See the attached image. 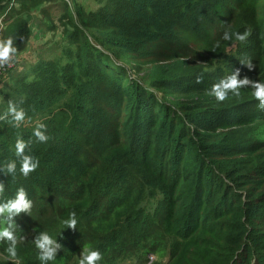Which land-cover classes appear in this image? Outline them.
I'll return each mask as SVG.
<instances>
[{
	"label": "trees",
	"instance_id": "16d2710c",
	"mask_svg": "<svg viewBox=\"0 0 264 264\" xmlns=\"http://www.w3.org/2000/svg\"><path fill=\"white\" fill-rule=\"evenodd\" d=\"M55 0H18L3 39L22 54L28 16ZM57 1V0H56ZM95 10L63 0L62 43L52 58L14 68L0 100V201L23 187L31 211L14 217L12 260L41 264L34 238L62 245L47 264H78L96 249L98 264H264V110L253 89L218 102L213 84L240 70L264 82V0H94ZM7 0H0V14ZM248 31L244 43L225 30ZM54 52V51H53ZM250 59L249 70L241 60ZM133 73L136 78L131 77ZM202 82L197 83V78ZM25 111L19 127L8 101ZM37 123L49 140L37 141ZM18 138L39 160L27 177L15 156ZM76 213V229L65 221ZM7 224L0 218V228Z\"/></svg>",
	"mask_w": 264,
	"mask_h": 264
},
{
	"label": "clouds",
	"instance_id": "9594fccd",
	"mask_svg": "<svg viewBox=\"0 0 264 264\" xmlns=\"http://www.w3.org/2000/svg\"><path fill=\"white\" fill-rule=\"evenodd\" d=\"M250 33L246 30L243 33L233 32L230 29L225 30L222 39L224 41H232L235 39L238 42L244 43L247 41ZM17 48L14 47V41L11 37L7 39H0V68L9 65L13 60ZM242 65H245L249 70L254 68V65L250 59L241 60ZM202 82V77L197 78V83ZM250 87L253 89V96L259 102V108L264 110V82H256L250 80L248 77L240 78V70L236 69L231 74L221 78L219 82L212 85L210 95H213L218 102H224L228 99L229 93L239 96L240 89ZM7 116L11 117V122L15 127H19L25 120V111L23 108H18L14 101H8ZM4 117H0L3 119ZM47 128L43 123H37L33 135L37 141L46 143L49 140V136L46 134ZM31 141H25L23 138H18L15 142V156L19 160V171L25 177L31 172L35 171L39 166V160L32 155L26 154V149L29 147ZM17 170V162L10 160L4 167H0V171L6 175L14 176ZM5 185L0 181V195L3 194ZM32 208V201L28 198V194L23 187L18 188L16 194L12 198L0 201V218H3L7 224L6 227L0 228V241H7L8 247L6 252L8 256L15 260L17 257V244L19 240H23L24 237H20L19 240L14 233L13 222L14 217H17L21 213H29ZM65 225L69 228L76 229L77 219L76 213L73 211L69 214V219L66 220ZM35 247L39 250V260L41 264H47L48 261H54L57 257L58 250L62 248V245L57 243L56 239H53L47 232H40L34 238ZM78 264H98L102 260V254L99 250L85 248L80 253Z\"/></svg>",
	"mask_w": 264,
	"mask_h": 264
},
{
	"label": "rangeland",
	"instance_id": "374dc122",
	"mask_svg": "<svg viewBox=\"0 0 264 264\" xmlns=\"http://www.w3.org/2000/svg\"><path fill=\"white\" fill-rule=\"evenodd\" d=\"M66 4L68 5V8L70 9L74 8L73 6L74 4L75 5L80 4L87 11L95 10L97 7L94 0H74V1L68 0ZM33 14H36L37 16H39L38 12H35ZM52 16L54 17L53 22L56 26V24H59L58 19L54 16V13H52ZM34 25H35L34 29L31 27V34H30L31 38L28 41L27 49L16 58L15 68L17 70H21L23 68H26L29 65L36 63L42 57L52 58L53 56H56V54H58L60 50L59 45L61 47V43L63 40L62 39L63 35L61 34L60 28H58L56 31L52 33H48L46 32V29H45L48 25L46 24L42 25L41 23L40 25L37 26L36 22ZM130 75L131 77L136 78V76L133 73H130ZM7 78L5 79V81L7 80ZM2 88H3V85L2 87H0V100L2 97V93H1ZM154 257H155V261L153 262V264H163L167 260L166 255H164L163 257L161 256L158 257L157 255H154ZM123 264H133V263L128 262V263H123Z\"/></svg>",
	"mask_w": 264,
	"mask_h": 264
},
{
	"label": "crops",
	"instance_id": "0c3cea01",
	"mask_svg": "<svg viewBox=\"0 0 264 264\" xmlns=\"http://www.w3.org/2000/svg\"><path fill=\"white\" fill-rule=\"evenodd\" d=\"M61 0H55V1H51V2H47L44 3L43 5L40 6L39 9H37L39 14V16H37L36 14L31 13L28 16V26L30 29V33H31V27L34 29V24L35 22L37 23V26L40 25L42 23V25L46 24L49 25V20L52 21L53 20V16L52 13H54V16L56 18H59V16H61L62 14V3L60 2ZM65 2V0H63ZM74 1V0H73ZM67 2V1H66ZM41 22V23H40ZM47 28V27H46ZM45 28V29H46ZM36 29V28H35ZM37 30V29H36ZM48 29H46L47 31ZM41 36V35H40ZM31 38V37H30ZM30 40V39H29ZM28 44V43H27ZM27 49V48H26Z\"/></svg>",
	"mask_w": 264,
	"mask_h": 264
},
{
	"label": "built area",
	"instance_id": "2783aa9c",
	"mask_svg": "<svg viewBox=\"0 0 264 264\" xmlns=\"http://www.w3.org/2000/svg\"><path fill=\"white\" fill-rule=\"evenodd\" d=\"M18 7H19L18 0H7L6 9L2 14H0V39H3V33L8 25L9 14L11 12V9L12 8L18 9ZM15 61L16 58L14 56L13 60L10 62L9 65L0 68V87H2V85L4 84V81L8 77L9 72L14 68ZM154 261H155V257L153 255H149L147 257L145 264H153Z\"/></svg>",
	"mask_w": 264,
	"mask_h": 264
}]
</instances>
